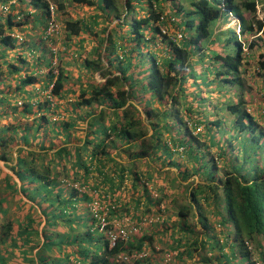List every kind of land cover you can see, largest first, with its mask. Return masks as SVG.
Segmentation results:
<instances>
[{
    "label": "trees",
    "instance_id": "obj_1",
    "mask_svg": "<svg viewBox=\"0 0 264 264\" xmlns=\"http://www.w3.org/2000/svg\"><path fill=\"white\" fill-rule=\"evenodd\" d=\"M53 1L58 3L57 10L65 8L62 1ZM20 2L19 12H25L28 18L35 10H40L41 16H50L48 0ZM71 2L99 7L97 0ZM100 2L103 13L90 16L87 22L68 21L67 27L70 35L78 36L83 30L93 31L92 24L99 25L101 20L115 22L108 35L102 36L96 58L85 62L92 73L104 68L106 79L92 81L89 98H84L85 90L81 91L83 99L68 112L72 119L62 120L61 125H55L46 112L20 126L0 124V159L21 181L16 186L9 174L0 181V214L6 217L14 195L28 198L21 200L18 218H7L0 224V241L10 244L0 252V264H9L13 249L19 250L18 258L23 260L18 264H264V126L245 107L244 100L226 103L224 109L235 116L233 126L241 142L233 149L223 136L226 145L222 146L208 139L211 124L199 117L205 109H198L195 103L204 82L219 89L221 82L244 85L239 68L245 62V47L235 31L229 34L218 30V22L230 13L240 19L241 35L255 36L247 50H260L258 75L261 73L264 82V50L260 49L264 48V17L257 14L259 0ZM15 18V13L7 14V29H21L29 23L26 17L22 21ZM176 21L183 31L181 39L163 29ZM6 24L0 23V117L18 113L31 117L36 103L27 99L28 87L35 86L38 75L44 76L41 69L44 64L51 66L52 57L42 54L37 40H30L36 48L31 49V56L37 50L43 56L29 61L25 51L17 53V48H22L19 34L23 31L17 29L20 32L15 36L5 29ZM152 41L155 45L151 48ZM158 47L161 50L155 52ZM212 64L217 65L214 75L207 72ZM52 71L50 67L44 76V87L51 83L52 94L60 97L67 75ZM8 73L16 87L7 85L3 89ZM18 93L24 98L20 111ZM43 104L51 102H39V108ZM94 105H98L96 110L83 109L82 114L77 109ZM106 117H113L109 125ZM50 125L57 129L56 143L42 137V130L51 131ZM204 125L207 133L200 130ZM15 146L17 156L13 153ZM181 146L185 151L179 150ZM121 149L128 153V161L117 158ZM139 161H147V166L140 169ZM66 162L75 170L72 184L61 177ZM166 166H175L176 176L165 174L157 182V176L167 172ZM92 169L101 175L94 177L93 193L76 188V173L84 171L83 186ZM191 177L196 178L187 182ZM119 191L135 198L137 210L145 206L150 212L155 206L158 227L138 235V231L130 233V223L116 224L125 209ZM166 200L173 204L169 215L164 207ZM82 201L91 207L81 211ZM42 213L46 222L39 231ZM152 222L151 228L155 224ZM122 230H128L127 237L120 236L111 244V235ZM41 233L44 238L37 241L35 236ZM157 240L166 246L159 248Z\"/></svg>",
    "mask_w": 264,
    "mask_h": 264
},
{
    "label": "rangeland",
    "instance_id": "obj_2",
    "mask_svg": "<svg viewBox=\"0 0 264 264\" xmlns=\"http://www.w3.org/2000/svg\"><path fill=\"white\" fill-rule=\"evenodd\" d=\"M62 1L65 4L64 9H58V3H55L53 0H51L52 4L56 5V12L54 17H51V15L48 17L41 16L42 13L40 10H35L34 12L30 11V14L32 16H25V12L21 10V4L23 2H20V0H0V17H7V14L10 12L15 13L16 15L20 14L19 17L15 18L17 21H22L24 19H29V23L26 24L24 27L20 28L14 27L13 30L7 29L8 25L6 24V17L2 20L0 19V23L2 22L5 25V29L8 32H12L14 34H17L20 31H23L19 34V38L21 39L20 42H23L22 45H20L22 48H17V53H19L21 50L25 51V54L28 56V60L32 61L33 59H37L38 55L45 54L46 57H52V64L51 66L44 64L43 68L41 69L42 75L46 76L47 73H49L50 67H52V73L58 74L59 71H63L66 73L67 77L64 79V88L62 95L56 96L52 94V84L50 83L49 87H44L46 85V81H44V76L38 75V82L35 83V86H29L30 89V96L27 97L28 100L36 103L34 104L33 108V115L31 117H27L22 115L21 113H18L16 116H10V117H0V124H10L15 123V125L20 126L26 122H30L31 119L40 117L42 115V112H46L48 117L54 122L55 125H61L62 120L72 119L71 116H69V109L70 107L78 102V100L83 99V96L81 95V91L85 90L87 94H85L84 98H89L91 93L90 89H92V81L95 79L97 81H104L106 78L103 75L102 68L101 70H96L95 72H91L86 67V60H92L96 58L97 53V46L100 44V40L103 41L104 37L102 36L104 34L108 35V31L110 28H112L115 24L113 22L112 24L105 22L104 20L99 21V25L92 24L93 31L83 30L78 36L77 35H70L68 32L67 23L68 21H81V22H87L90 19V16L103 13L102 12V6L100 0L98 1L97 6H81V5H74L71 0H59ZM26 3V2H25ZM26 5H28L26 3ZM5 7L8 10H5ZM27 8V7H26ZM101 9V10H100ZM258 17L263 18L264 17V0H259L258 4V11H257ZM26 17V18H25ZM54 19L53 22H56V28L53 31V33H50V30H48L47 26H49V23ZM178 21L175 22V24L164 26L163 29L167 31V33L172 37H178L180 36L179 33L183 32L177 24ZM240 20L238 17L234 16L233 14H228L226 20H220L218 22V30H227L229 34H233L235 31L238 34L239 40L244 45V51H245V62L244 64L239 68L242 74V77L244 78L245 82L243 87H239V83L236 84H225L223 82L220 83L221 89L216 88L215 86L212 87L211 84L208 85L206 82L205 87H203L200 92L195 96L196 105L198 109H205L204 111H201V114L199 115L200 118L206 119V124H211L212 130L207 133V125H204L200 128L208 135V139H213L214 141H218L220 145L224 146L225 144V137L228 138L229 144L232 143V148L238 147V141L241 142V139H236V135L238 132H236L234 129L237 127L233 126V119L234 115L230 114L226 108L224 109V106L226 103L229 102H235L241 100H244L245 107L252 113L253 116H255L256 119H258V122L260 125L264 126V82L260 76L258 75V66H257V59L259 52L253 53L252 51H248V44L249 40L253 39L255 36L250 34L241 35L240 33ZM107 27L106 33L103 32L102 29ZM19 29V30H17ZM47 31V32H46ZM98 33V34H97ZM179 34V35H178ZM45 36V37H44ZM262 37L264 38V34H262ZM30 40H37V45L40 47L39 50H43L42 54L41 51L37 50L33 56H31V49H35L31 46ZM43 40V41H42ZM264 42V41H263ZM236 44V41L234 40L233 45ZM155 45V41L150 42V47ZM264 45V44H263ZM264 50V48H260ZM160 51L161 47H158L155 49L156 51ZM53 51V53H51ZM119 52L121 53L122 50L120 49ZM16 54V53H14ZM14 54H11L12 56ZM157 54V53H156ZM11 55L9 57H11ZM43 56V55H42ZM50 61V58L47 60V62ZM106 65L108 63L107 60H105ZM217 65H213L209 68L207 71L208 73L215 74V70L217 68ZM116 71L113 68H107L106 70ZM41 79V80H39ZM6 84H3V89H6L7 85H11L12 88H15V80L12 77L10 73L7 74ZM208 85V86H207ZM29 91V90H28ZM214 92H219L218 94H215ZM18 95L16 96L19 105L21 106L19 111L23 108L22 101L24 98L20 97L18 98ZM26 93H22V96H25ZM29 95V94H28ZM26 97V96H25ZM45 100H49L51 102V105H44L39 108L38 103H43ZM240 100V101H241ZM216 105V109L214 106ZM77 106V109L80 110V113L82 114L84 112L83 109H86V111H94L98 108V105H94L90 108H83V106ZM106 117L107 125L110 123V119ZM217 120H220V123H216ZM58 122V123H57ZM231 129V132L228 130ZM50 130L47 129L46 132H43L42 130V137L45 138L48 143H56L55 138L58 136L57 129L54 128V126L50 125ZM79 136V134H78ZM225 136V137H223ZM109 136H107L108 138ZM113 136L109 137L108 139H111ZM116 138V137H115ZM184 141L188 145H190V141L186 136H184ZM203 142V140H201ZM37 149V146H35ZM18 148V146H15L13 148V153L15 156H17V152L15 151ZM122 150V149H121ZM123 152L120 154L121 156L117 155V158L123 161H128L129 156L128 153L125 152V150H122ZM116 154L117 151L115 149L112 151ZM176 158L180 157L179 154L175 155ZM12 163V162H11ZM138 167L145 168L147 166V161H139L137 162ZM66 170L64 173L61 174L62 178L67 179V184H72L73 179H75V170L73 169L70 162L65 163ZM0 181L4 180L5 174H9L13 177V180L17 182L16 186L21 185V181L19 180L17 174L6 165V162L4 160L0 159ZM164 170L167 171L162 176H157V182H159L161 179L165 178V174L168 176H176V173L174 172L176 170V167H164ZM170 170V171H168ZM115 171H112V174ZM70 174V178L68 177V174ZM77 174V177L79 178V182L76 183L75 187L80 188L86 193H93L92 188L94 187L95 183V176H99V172L97 173V170L92 169L90 175V178L88 179L87 184L81 186L80 182H84L83 174L84 171L80 170ZM101 176V175H100ZM196 177H191L187 182L195 179ZM128 183H131V180H127ZM186 182V183H187ZM156 185V184H155ZM154 187V185H152ZM101 189V188H100ZM141 189V187H139ZM142 190L138 191L141 192ZM137 192V191H136ZM119 195L122 199L123 207L125 208L124 211L121 213L123 214L122 218H116L115 223H130L131 225V231L130 233H137L138 235H142L146 232L152 231L153 229L157 228L158 225L156 224L157 217L155 212V206L152 207V211L147 212L145 206L141 207L139 210H137L136 205L134 206L135 198L131 197V195L124 191H119ZM118 195V196H119ZM117 196V197H118ZM19 197V198H18ZM14 195L12 197L11 203H9V207L7 210V215L4 217L3 214H0V224H3L6 222L7 218H18V215L20 213V209H22L23 204L21 203V200H28V198L25 195H22L23 198L20 196ZM82 209L81 211L87 210L85 207H91L90 204H86L85 201L81 202ZM7 205V203H6ZM172 202L170 200H166V203L164 207L168 208V212L166 211V215H169L173 209L171 207ZM40 206L37 204V214H41L40 212ZM133 207L136 209L133 210ZM42 210V209H41ZM90 211V210H89ZM4 213V212H3ZM90 215V212H89ZM43 216V217H42ZM42 220L37 224L39 231L42 230L43 226L46 222V216L42 213L41 215ZM89 217V216H88ZM154 220V221H153ZM153 221V222H152ZM151 222L155 223L153 227L151 228ZM133 225H137L139 228L138 230H135ZM37 241L43 240L44 236L41 233L40 236H35ZM158 241V240H157ZM156 243V246L165 247L166 244H164L161 241H158ZM7 245L10 246L9 242H7ZM7 245L5 243L3 244L0 241V252H4ZM39 246H34L33 252L35 253ZM3 248V249H2ZM149 249V248H148ZM148 251V250H147ZM15 253V258H13ZM177 252H173V254H176ZM164 253H162L163 255ZM11 259L9 261V264H18L20 263L21 258L19 257V250L13 249L12 252H10ZM140 256V255H139ZM137 256V257H139ZM125 259H131L133 257L131 256H125ZM173 262V260H172ZM179 260L177 261V263ZM156 264V263H154Z\"/></svg>",
    "mask_w": 264,
    "mask_h": 264
},
{
    "label": "built area",
    "instance_id": "obj_3",
    "mask_svg": "<svg viewBox=\"0 0 264 264\" xmlns=\"http://www.w3.org/2000/svg\"><path fill=\"white\" fill-rule=\"evenodd\" d=\"M48 1L50 2V15H51V17H54L55 11H56V8L57 7H56V5L52 4L51 0H48ZM5 10H7L6 7H5ZM53 21H54V19H52V21L49 23V26L47 28L48 30H50V33H53V31L56 28V22H53ZM179 34H180L179 38H182V36H183L182 33H179ZM105 225H106V222L104 221V219H102V221H101V227L104 228ZM118 235L119 234H116V235L115 234H112L111 235L112 236V240L114 241L117 238ZM120 235L122 237H126L127 236V232L125 230H122L121 233H120Z\"/></svg>",
    "mask_w": 264,
    "mask_h": 264
},
{
    "label": "clouds",
    "instance_id": "obj_4",
    "mask_svg": "<svg viewBox=\"0 0 264 264\" xmlns=\"http://www.w3.org/2000/svg\"><path fill=\"white\" fill-rule=\"evenodd\" d=\"M231 14H232V13H231ZM234 16H235V15H234ZM239 20H240V19H239ZM239 28H240V31H241V27H240V25H239ZM181 33H182V35H183V32H181ZM240 33H241V32H240ZM16 35H18V34H15V36H16ZM183 37H184V36H182V38H183ZM179 39H181V38H179ZM198 89L201 90L202 88L200 87V88H198ZM240 100H241V98H240ZM240 100H239V101H240ZM235 102H238V100L235 101ZM185 146H186V145H185ZM179 150H180V151H182V150L185 151V147L181 146V147L179 148ZM133 228H134L135 230H138L137 227H133ZM129 231L132 232L131 229H130ZM126 232H127V234H128V230H127ZM120 236H121V235L119 234V235L117 236V238L120 237ZM126 237H127V236H126ZM117 238L113 241V240H112V236H111V239H110L111 244H114V243L116 242ZM121 238H122V236H121Z\"/></svg>",
    "mask_w": 264,
    "mask_h": 264
},
{
    "label": "crops",
    "instance_id": "obj_5",
    "mask_svg": "<svg viewBox=\"0 0 264 264\" xmlns=\"http://www.w3.org/2000/svg\"><path fill=\"white\" fill-rule=\"evenodd\" d=\"M12 2H13V0H11ZM15 1V0H14ZM18 17L20 16V14L19 15H17ZM20 19H21V17H19Z\"/></svg>",
    "mask_w": 264,
    "mask_h": 264
}]
</instances>
